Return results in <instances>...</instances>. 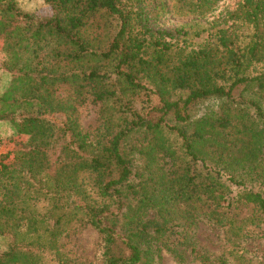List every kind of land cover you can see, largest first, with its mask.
I'll return each mask as SVG.
<instances>
[{"label": "trees", "instance_id": "trees-1", "mask_svg": "<svg viewBox=\"0 0 264 264\" xmlns=\"http://www.w3.org/2000/svg\"><path fill=\"white\" fill-rule=\"evenodd\" d=\"M142 1L45 0L53 13L37 18L0 0L12 73L0 121L20 136L0 142V264H163L166 251L183 263L184 247L228 264L197 244L199 222L264 236V0H191L189 13H216V46L187 53L178 29L135 30ZM104 13L116 21L105 42L86 33ZM87 226L96 262L65 252Z\"/></svg>", "mask_w": 264, "mask_h": 264}, {"label": "rangeland", "instance_id": "rangeland-1", "mask_svg": "<svg viewBox=\"0 0 264 264\" xmlns=\"http://www.w3.org/2000/svg\"><path fill=\"white\" fill-rule=\"evenodd\" d=\"M18 7L37 18L51 16L53 10L46 5L45 0H16ZM139 0H130L132 6H137ZM237 0H218L216 8L222 10L226 6H232ZM191 0L177 2L174 0H143L142 4L135 8L138 11L133 21L135 30H142L145 26H154L174 30L181 33L180 46L187 53L205 47H215L214 38L216 13L200 16L189 13ZM140 13V14H139ZM143 14V15H141ZM214 14V15H213ZM218 14V12H217ZM116 21L109 14L102 16L90 23L86 33L94 35L101 32L102 40L105 42L115 31ZM249 35V29L244 27ZM9 55L0 49V94L12 80V73L6 70ZM63 96L70 93L62 90ZM138 108L145 105V96L142 94L135 98ZM81 124L90 132H93L100 124V105L92 102L88 97L84 104L79 107ZM20 139L15 127L10 121H0V142L9 138ZM14 138V139H15ZM196 242L203 252L212 259L218 260L220 256L227 259L228 264H264V236H257L235 240L225 226L212 224L207 221L199 222L195 230ZM8 238L0 236V250L8 245ZM65 252L72 258L96 262L100 255L101 237L99 232L91 226L81 228L77 233L64 239ZM185 262L180 263L173 254L166 251L163 253V264H202L191 255L190 249L184 247ZM220 264V263H215Z\"/></svg>", "mask_w": 264, "mask_h": 264}]
</instances>
